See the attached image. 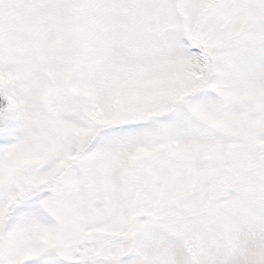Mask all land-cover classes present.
<instances>
[{
  "label": "snow or ice",
  "instance_id": "obj_1",
  "mask_svg": "<svg viewBox=\"0 0 264 264\" xmlns=\"http://www.w3.org/2000/svg\"><path fill=\"white\" fill-rule=\"evenodd\" d=\"M0 264H264V0H0Z\"/></svg>",
  "mask_w": 264,
  "mask_h": 264
}]
</instances>
